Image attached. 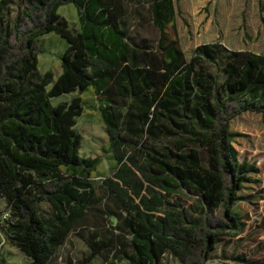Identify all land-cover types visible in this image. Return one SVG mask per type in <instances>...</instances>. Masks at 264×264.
Instances as JSON below:
<instances>
[{"label": "trees", "instance_id": "16d2710c", "mask_svg": "<svg viewBox=\"0 0 264 264\" xmlns=\"http://www.w3.org/2000/svg\"><path fill=\"white\" fill-rule=\"evenodd\" d=\"M22 1L25 9L9 19L12 0H0V198L10 241L31 264H49L97 209L102 196L91 179L99 159L80 155L75 128L90 108L108 134L102 152L113 178L103 185L124 213L117 227L129 240L117 248L111 236L84 237L91 251L82 264L105 250L116 253L108 264H158L166 253L205 264L221 236L245 229L238 207L260 183L255 162L239 159L230 123L248 112L264 115V54L212 43L196 46L187 60L167 33L173 0H148L160 34L155 47L126 40L124 0ZM66 4L76 9V29L58 12ZM52 32L66 42L56 78L40 72L36 46ZM119 100L128 101L124 113ZM186 188L199 196L195 213L166 199Z\"/></svg>", "mask_w": 264, "mask_h": 264}, {"label": "rangeland", "instance_id": "374dc122", "mask_svg": "<svg viewBox=\"0 0 264 264\" xmlns=\"http://www.w3.org/2000/svg\"><path fill=\"white\" fill-rule=\"evenodd\" d=\"M124 2L122 23L126 40L155 47L160 34L153 24L149 1ZM173 4L175 18L167 26V33L169 37L177 40L187 60L196 46L212 43L220 44L227 50H247L264 54V0H173ZM24 9L22 0H12L9 19H13ZM58 12L68 21L70 27L77 28V12L74 6L66 4ZM65 43L54 32L41 36L36 41L41 73L51 70L55 78L60 74L58 56ZM210 69L214 74L219 72L217 64L210 65ZM218 78L220 81L221 77ZM74 95H77V92L52 98L51 101L57 104L59 101L69 100ZM91 95L85 93L83 97L89 99ZM127 103V100L117 102L121 113H124ZM75 128L82 135L80 155L83 158L99 159L91 182L95 195L102 196V200L97 209H91L85 218L78 221L76 230L68 234L49 264H82L91 251L84 237L88 238L91 234L97 240L113 237L117 248H123V244L127 247L129 240L128 234L117 227L124 213L119 209L118 201L105 193L103 185L105 178H113L109 162L102 152L108 140L105 127L97 122L96 112L86 108ZM230 129L237 133L233 145L239 159L245 158L249 162H255L260 170L257 175L260 183L243 192L244 199L238 207L242 221L246 222L245 229L237 235L229 233L221 236L211 252V258L205 264H264V115L244 113L231 121ZM161 142L147 139V144L155 147L161 146ZM142 194L145 192L142 191ZM166 199L177 203L178 210L185 208L195 213L190 207L197 203L199 196L186 188L183 195H171ZM49 209L46 202L38 205L42 215H47ZM109 210L116 211L119 217L107 213ZM218 212L213 210L215 215ZM154 215L162 216V212L155 211ZM8 218L7 205L5 200L0 198V264H31L30 258L10 241L6 231ZM112 257L116 258L115 250H105L88 264H108V259ZM158 264L182 263L172 254L166 253Z\"/></svg>", "mask_w": 264, "mask_h": 264}]
</instances>
